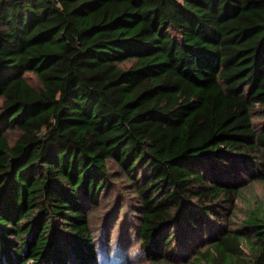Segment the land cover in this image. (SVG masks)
<instances>
[{"label":"trees","instance_id":"1","mask_svg":"<svg viewBox=\"0 0 264 264\" xmlns=\"http://www.w3.org/2000/svg\"><path fill=\"white\" fill-rule=\"evenodd\" d=\"M111 162L149 261L264 264V0H0V264L128 261Z\"/></svg>","mask_w":264,"mask_h":264},{"label":"rangeland","instance_id":"2","mask_svg":"<svg viewBox=\"0 0 264 264\" xmlns=\"http://www.w3.org/2000/svg\"><path fill=\"white\" fill-rule=\"evenodd\" d=\"M28 79L31 81V83L38 86L39 82L36 76H34L33 74H29ZM255 122H256V125L259 126L260 123L262 122V118L255 117ZM110 164H111V168L113 172L115 171V174L113 175L114 177H112L113 182H115V183H112L113 191H111V193L109 194H106L102 198L103 201L98 207L94 208V213H92L91 218L94 223L96 234L98 236H100L101 234L104 235V229H106V222H109L110 219H112L116 201H118L119 199V202L126 203L123 209L119 210V212L117 213L118 216L116 217V219H114L113 224L111 225L109 229V234L107 235V239L109 240L110 238L111 243L114 244L113 247L116 248L117 244H120V242H121V245H124V246L127 245V250L124 251V253L126 252V255H128V258H127L128 261L122 260L121 256H119V258H116L115 264H174V262L176 264H183L181 260L178 261V258L175 260L172 259L174 262H170V263L149 261L148 258L144 254L139 252L138 243L136 241L135 234H132L130 239H126L127 235L131 231L129 232V229L127 230L125 229V232L127 233L125 234L124 224L120 223V219L122 216L125 215L126 211L127 213H129V219L132 218L133 209L131 205L133 202H135L134 201L135 197H134V194L130 192V187L125 185L127 182L119 177V174L117 172L118 170L117 165H115L113 162H111ZM245 178H250V176L247 174ZM111 258H114V257H111Z\"/></svg>","mask_w":264,"mask_h":264}]
</instances>
